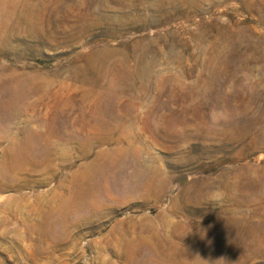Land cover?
Wrapping results in <instances>:
<instances>
[{"label":"rangeland","instance_id":"rangeland-1","mask_svg":"<svg viewBox=\"0 0 264 264\" xmlns=\"http://www.w3.org/2000/svg\"><path fill=\"white\" fill-rule=\"evenodd\" d=\"M0 264H264V0H0Z\"/></svg>","mask_w":264,"mask_h":264},{"label":"clouds","instance_id":"clouds-1","mask_svg":"<svg viewBox=\"0 0 264 264\" xmlns=\"http://www.w3.org/2000/svg\"><path fill=\"white\" fill-rule=\"evenodd\" d=\"M219 198H220V194H216V195L213 197L214 200H218Z\"/></svg>","mask_w":264,"mask_h":264},{"label":"bare ground","instance_id":"bare-ground-1","mask_svg":"<svg viewBox=\"0 0 264 264\" xmlns=\"http://www.w3.org/2000/svg\"><path fill=\"white\" fill-rule=\"evenodd\" d=\"M28 82V81H27ZM31 82H32V80H31Z\"/></svg>","mask_w":264,"mask_h":264}]
</instances>
